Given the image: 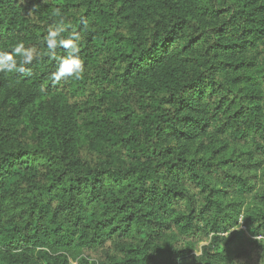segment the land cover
<instances>
[{
	"label": "trees",
	"instance_id": "1",
	"mask_svg": "<svg viewBox=\"0 0 264 264\" xmlns=\"http://www.w3.org/2000/svg\"><path fill=\"white\" fill-rule=\"evenodd\" d=\"M207 2L220 19L216 26L202 29L170 4L144 42L116 0H0V49L22 41L38 47L43 56L41 41L57 8L82 32L81 79L50 84L54 65L47 57L34 61L30 74L9 73L3 79L28 83L46 97L58 96L93 133L94 141L103 144L95 159L41 146L0 106V250L15 252L19 262L39 257L52 264H67L71 258L82 263L80 254L101 251L118 255L114 264H177L173 247L183 237L199 236L207 220L217 231L212 245H221V250L205 247V254L215 256L213 261L192 256L182 264H235L232 254L246 236L218 234L226 223L218 219L215 194L227 189L207 175L244 194L253 186L251 176L231 173L221 163L190 159L178 148L165 146L164 137L179 138L184 128L202 132L222 123L235 141L252 137L254 150L264 152L263 134L254 133L264 129V123L252 115L244 114L241 120L237 112L229 114L243 102L228 79L235 65L222 60L239 54L251 33L248 4ZM192 45L197 50L193 69L185 70L176 92L143 90L138 83L142 75L159 73L162 61L178 60ZM63 53L57 49L58 56ZM244 79L259 84L264 75ZM137 84L141 89H135ZM114 90L116 95L128 91L127 97L138 96L112 99ZM196 95L209 108L200 118L184 114ZM142 105L151 112L144 113ZM106 156L107 162L113 158L109 164L102 160ZM179 209L184 212L171 217ZM256 221L252 218L248 225L253 235L264 226L259 222L255 227Z\"/></svg>",
	"mask_w": 264,
	"mask_h": 264
},
{
	"label": "rangeland",
	"instance_id": "2",
	"mask_svg": "<svg viewBox=\"0 0 264 264\" xmlns=\"http://www.w3.org/2000/svg\"><path fill=\"white\" fill-rule=\"evenodd\" d=\"M117 5H122L127 23L133 26L134 33L144 42L152 30V24L164 19L167 15V6L172 4L178 7L183 15L191 16L195 22H199L203 28H210L219 24L216 11L212 9L207 0H116ZM248 5L253 21L250 23L251 33L245 39L244 48L239 54L232 58H223V61L234 64V69L228 74L229 81L237 92V99L241 98L242 107H233L229 114L237 112V116L244 120L245 115H252L264 123V82L245 81L244 76L253 75L261 79L264 73V0H241ZM230 2V1H229ZM223 4L220 1V5ZM223 41L226 42L224 39ZM197 55L196 48H191L176 61H162L158 67L157 74L142 75L138 83L144 90L159 91L160 94H170L177 91V86L183 81L185 70L192 71V63ZM4 74H0V106L3 110L13 113V121L17 128L28 132V137L35 140L41 146H47L53 150L65 149L76 154L90 155L97 158L101 154L102 143L99 145L94 141L93 133L80 125L76 119L75 111L68 104L60 100L58 96L46 97L38 92L36 88L28 83L16 82L5 83ZM135 89H141L137 84ZM131 88V87H130ZM129 88V89H130ZM112 93V99L123 97L124 100L137 97L138 94L127 92L116 95ZM119 91H122L119 89ZM132 92V91H131ZM142 90L140 91V94ZM138 103V102H137ZM144 113L151 110L140 106ZM187 116L202 117L209 112L208 105L200 102L195 96L192 103L184 107ZM226 118V117H225ZM220 124L210 126L206 131L190 132L184 128V135L179 138L165 137V146L176 147L190 159L203 158L207 161L221 163L224 168L239 176H251L253 186L249 193L244 194L230 184H222L211 174L208 180L215 182L219 187L227 189L215 194L219 200V220H225L224 228L218 231L222 237L242 236L240 243L235 247L232 254L235 264H264V226L260 233L253 235L248 230V225L257 220L256 225L261 222L264 225V152L254 150L255 142L251 137L248 141H235ZM257 136L263 134L264 129H257ZM101 156V155H100ZM107 156L103 157L104 164ZM111 157L107 164H109ZM198 193V192H197ZM199 194V193H198ZM1 196V192H0ZM199 200H204L198 195ZM201 205H204L201 201ZM198 204V206H200ZM184 209H179L171 217L182 214ZM209 219V218H208ZM200 228L203 231L199 236L183 237L175 245L173 255L177 258V264H182L185 258L196 256L203 261H213L211 254H205V247L213 246V251H220L221 245H212V237L217 232L212 229V224L206 220ZM228 228V229H227ZM82 263L70 259L67 264H114L119 256L114 252L82 253ZM192 261V259H190ZM161 260V264H162ZM0 264H52L47 263L39 257L19 262L15 252L0 250Z\"/></svg>",
	"mask_w": 264,
	"mask_h": 264
},
{
	"label": "clouds",
	"instance_id": "3",
	"mask_svg": "<svg viewBox=\"0 0 264 264\" xmlns=\"http://www.w3.org/2000/svg\"><path fill=\"white\" fill-rule=\"evenodd\" d=\"M65 32L68 33L66 37L63 35ZM82 40V32L57 8L51 22L47 24L46 33L41 41L46 48L45 54L42 56L35 45H26L18 41L11 49H0V74H30L33 62L47 57L54 65L49 72L50 84L59 86L62 82L79 80L84 73ZM58 48L64 50L63 55H57ZM43 87L47 88V85Z\"/></svg>",
	"mask_w": 264,
	"mask_h": 264
}]
</instances>
